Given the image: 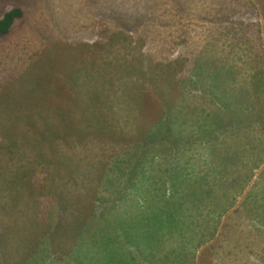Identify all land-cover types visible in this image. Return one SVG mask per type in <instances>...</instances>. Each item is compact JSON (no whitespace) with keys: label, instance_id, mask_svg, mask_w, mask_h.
<instances>
[{"label":"rangeland","instance_id":"rangeland-1","mask_svg":"<svg viewBox=\"0 0 264 264\" xmlns=\"http://www.w3.org/2000/svg\"><path fill=\"white\" fill-rule=\"evenodd\" d=\"M221 3L222 0H0V17L12 9H20L23 14L8 35L0 38V87L4 83L30 87L39 78L33 84L44 87H17L19 97L9 101L8 109L0 110L9 124L24 129L17 130L18 136L14 134L12 139L32 133V118L42 122L40 130L54 131L63 140L89 133L90 125L98 135L82 149L84 160L80 161V139L65 151L57 147L53 136H46L43 149L40 142L37 151L31 152L34 146H28L25 154L16 156L8 149L9 144L24 141L9 143L5 141L6 133L0 131V178L9 177L14 184L5 185L0 179V189L8 187L0 192V264H73L68 248L61 254L52 243L46 245L41 237L38 239V235L53 230L52 220L57 213L56 205L51 203V197L55 199L57 195L53 188L48 194L46 172L42 170L46 167L45 159L51 162L54 156L96 169L93 178L88 170L81 169L83 180L60 190V194L72 193L82 201L76 216L79 222L85 217L87 225L92 218H102L101 210L95 212L99 179L117 160L122 167L126 163L123 170L128 173L142 171L139 185L124 191L132 195L117 203L113 216L106 215L95 225L101 234L114 225L120 232L128 233L132 241L141 238L137 229L149 223L164 232L174 228L173 224L182 217L206 209L212 199L221 198L224 184L233 179L234 188L228 197L241 195L228 210L231 213L239 207L250 186L240 213L236 214L240 218V226L234 228L239 229L237 239L229 241L226 247L230 255L228 264H264L261 258L254 257L264 256V185L260 189L257 186L264 178V155L260 160L245 147L246 135H251L229 126L233 120L226 114L228 102L220 90L213 89L248 88L244 81L231 79L229 69L234 68L235 62L246 63L249 56L258 61V55H264V0H242L243 23L231 29L245 32L242 40L226 31L227 39L212 38L208 42L207 33L215 25L223 24L222 16L228 11L227 2L222 3L223 10L219 9ZM164 5H172L175 12L165 13L161 7ZM224 39L239 47L228 57L220 53L211 59L213 48H222ZM97 40L109 53L94 46ZM245 41L250 45L245 46ZM109 59L110 64L105 63ZM97 64L100 68H94ZM261 66L259 70L264 69V59ZM94 69L99 72L94 73ZM80 79L86 83L85 100L76 106L80 87L73 90L64 86L62 91L61 86L65 81L80 83ZM52 83L58 86H50ZM47 84L50 85L46 87ZM251 87L255 92L252 95L260 101L264 85L258 91L252 83ZM4 92L0 88V94ZM38 102L46 103L40 118L30 113L25 116L27 119H20L15 114L19 108L30 109L31 103ZM233 131L240 135L231 139L226 159L224 150L229 148L213 144L230 141ZM206 142L211 153L203 155L199 163L198 156L205 152ZM261 147L260 143V151ZM59 152L63 155H57ZM70 152L79 156L69 155ZM207 164L222 166V172L215 171L222 173V181L215 180L200 166ZM248 165L257 169L251 173L255 178L259 173V178L255 184L254 178L243 191L241 169L244 174L249 173ZM58 171L72 173L64 168ZM109 176L117 179L118 174ZM73 181L71 178L68 185ZM80 203L72 201L68 206L80 207ZM223 206V202L218 205ZM68 215L69 212L64 214ZM250 215L257 218L250 219ZM222 223L223 219L215 237ZM15 228L21 229V235L12 233ZM80 264H87L83 253Z\"/></svg>","mask_w":264,"mask_h":264},{"label":"trees","instance_id":"trees-1","mask_svg":"<svg viewBox=\"0 0 264 264\" xmlns=\"http://www.w3.org/2000/svg\"><path fill=\"white\" fill-rule=\"evenodd\" d=\"M224 2H227L229 4V7L226 9L228 11L222 16L223 24L215 25V27L207 33L206 38L208 39V42L212 38H226V31H228L230 35H232V37L234 36L239 40H242L243 35H247L244 34L245 32H243L241 29L240 32H232L231 30L232 26L241 27L243 23L241 20V8H243L242 0H222V3ZM222 3L219 8L220 10H223ZM232 3H236V5H233ZM161 7L165 13H170L172 15V13L175 12L172 5H164ZM196 8H199V5H197ZM154 10L157 11V8L155 7ZM155 14V12L151 13V15L154 17ZM194 15L196 17L195 13ZM22 16L23 14L20 9H12L4 13L2 17H0V38L8 35L10 29L13 26V23L17 19H20ZM226 39H224L225 43L222 48H213L214 53L210 52L211 59L219 57L220 53L223 54L224 57H228L234 50L239 47V44L233 45L231 43H228ZM245 42L247 43L245 46L250 45L248 41ZM94 46L103 47L100 43V40L94 42ZM106 48H104V51L106 53H109V51H106ZM243 49L247 51V49L244 48V45ZM246 57L247 54L245 55V58ZM250 57L251 56L247 58L246 63L235 62L234 68L232 67L229 69V74L232 75V77L230 78H236L239 81H244L245 87L248 84V88H240L238 90H236L235 88L227 87L212 88L216 92L220 90L222 93V97L225 98L228 102V111L226 114L229 115L233 120L232 122L228 123L229 126L240 128L243 134L251 135H246L248 145H246L245 147L248 150H252V152L256 154L261 160L262 156L264 155V93L259 94L260 101H257L254 98V95H252V92L254 91H252L251 83L256 87L257 91L258 88L261 90L263 89L264 76L262 75V72L264 71V69L260 68L259 70V67H262L261 64L262 60L264 59V55H258V57L260 58L258 61L254 60V58L251 60ZM109 61H111V59L105 61V63L110 64ZM238 63L240 64V66H237ZM252 65L253 71H250L252 70ZM96 66L100 68V65L98 64L94 65V68ZM93 72L96 73L99 71L98 69H94ZM39 80L40 78L33 82H39ZM33 82L31 83L30 87H24L19 83L13 85H11L10 83H4L0 87L6 90V92L0 94V110L8 109L11 105V102L9 101L14 97H19V91L17 87H22L27 90L44 88L41 86V84H33ZM65 82L66 83L64 85L61 86L62 83L59 85L61 86L62 91L64 86L70 87L73 90L80 87V101L77 98L74 102L76 106H80V103H84L85 98L83 94L86 83H84L81 79L80 83L79 80L71 83H69V81ZM49 85L50 84H47L46 87ZM52 85L58 86V84L55 83H52L50 86ZM88 93L89 92H87V94ZM58 95L59 94L55 95V99L59 97ZM219 104L221 105V107H224V104H222L221 102ZM45 105L46 103L40 102L31 103L30 109L24 110L19 108L15 112V114L20 119H27L25 116L30 113L40 118L43 106ZM41 123L42 122L40 120L37 119L36 122L32 118V133L27 135L23 133L22 139L14 140L12 139L14 134L18 136V133L16 131H24L23 127L21 125H17L16 127L12 126V124H9L6 117L0 115V131H4L6 133L5 141H8L9 143L24 141L20 144H9L8 149L14 152L13 155L18 156L17 153L25 154L28 146H34V148H31L30 151L35 152L38 149L36 145L40 142L42 143L40 145V148L43 149V144L45 142L46 136H53V142L56 143L58 148L61 149L63 147L69 150L71 149L68 141H65L63 144L62 140L64 138L55 135L56 132L46 131L43 129L40 130ZM137 126L138 124L136 125V128ZM231 134L232 135L229 136L230 141L222 137L225 142L221 141L213 144L216 146L223 145L225 148H229L224 150V158L226 159L229 156V151L232 143L231 139L240 135V133L236 131L231 132ZM260 143L262 145L261 151L258 149V145ZM203 151H205L203 154L199 153V163L203 155L207 156L211 153L207 142L205 143ZM57 155L61 156L63 154L59 152ZM69 155L79 156L73 152H70ZM50 161L52 163L45 159L46 167L42 170L46 172L43 173L46 176L45 182L48 194L50 195V189L53 188L55 194L57 195L55 199L50 196L51 203L55 204L57 207V213L52 220V224H54L53 230L50 231V233L44 232L43 234L38 235V239L41 237V240L46 245H50L52 243L53 246L58 248V252L61 254L64 253V250L66 248H68V253L72 255L70 260L71 262L73 261V264H80L81 253H83L86 257L87 264H214V261H221L220 264L229 263L230 255L227 253L226 247H228L229 241L237 239L236 236L239 232V229L236 230L234 228L240 226V218L236 214L240 213V206L243 202V199L247 195L250 186L246 189L242 200L239 203V207L231 213H228V210L233 207L236 198L241 195V193H238L237 195H234V197H228V194L234 188V185L232 183L233 179L224 184L226 188H224L221 198L217 197L212 199L207 205L208 207L206 209H197L191 214L182 217L177 221L176 224H173L174 228L165 230L164 232L155 230L154 226L149 223L144 228L137 229L138 233L141 235V238L136 241H132L128 233H125L124 231L120 232L114 225H111L110 230H108L106 234H101L97 230V226L95 225L99 219H101L102 222L106 215L113 216V209L117 205V203H120L123 197L128 198L132 195V193L124 191H127L136 185H139L137 181L143 179L141 170H133L128 173V171L123 170V167L126 166V163L122 167L121 162L117 160L118 163L111 169H109L107 173H105L99 179L98 190H102L99 192V194L97 190L98 197L95 199V212L101 210L103 214L102 218L100 217L94 220H92V218L91 221L88 220L89 223L87 225L85 217L80 218L79 222V219L76 216L79 212L78 210L81 209V206H83L82 201L80 203V201L76 199V196L72 193L60 194V190L69 189L75 183V181L83 180L84 174L79 173L81 169L83 171L88 170L90 172V178L94 177V172L96 171V169L90 166L86 167L84 166V164H80V162H68V159H63V157L61 158L54 156L50 158ZM169 162L172 161L170 160ZM174 166L175 163L173 164V168ZM200 166L215 180L222 181V173L221 175H218L215 172H222V166L211 167V165L208 164L207 166ZM61 168L71 170L72 173H67L66 171L59 174L58 170H61ZM241 168L243 167L241 166ZM248 168L250 171L247 174H244V170L241 169V176L245 180V182L241 186V189L243 191L245 190V186L247 184H250L254 180L255 176L253 175V173L257 170L256 168H251L250 165H248ZM252 171L253 173H251ZM116 173L118 174L117 179L120 181H117V179H115L114 177L109 176L115 175ZM132 173H134L133 176ZM71 178L74 179V181L70 185H68V183L71 181ZM258 178L259 173L253 181L254 184L258 181ZM0 179L3 184L14 186L9 177H2ZM263 185L264 178H262L260 184L257 186L260 189ZM7 188L8 187L5 186L3 189H0V192H5ZM121 190H123V193L119 192ZM253 193H255V191H253ZM164 194L166 197V192H164ZM72 201L79 202L80 207L68 206V204ZM220 202L224 203V206L221 208L218 207ZM67 212H69V215L64 216V214ZM248 218L256 219L257 216L250 215L248 216ZM222 219L223 223L221 225L220 232L215 237ZM117 220L123 225L126 223L120 219ZM107 222L109 221H106V223ZM100 229L102 230L101 227ZM38 230L40 229L38 228ZM12 233L21 235V229H12ZM17 238H19V236ZM213 238H215V240L210 243ZM12 239L14 240L15 238ZM200 249L201 251L196 257V253ZM262 249L264 250V246H262ZM262 254L264 255V251ZM254 257L259 259L261 258L264 261V256Z\"/></svg>","mask_w":264,"mask_h":264},{"label":"crops","instance_id":"crops-1","mask_svg":"<svg viewBox=\"0 0 264 264\" xmlns=\"http://www.w3.org/2000/svg\"><path fill=\"white\" fill-rule=\"evenodd\" d=\"M109 118V117H108ZM110 119V118H109ZM111 120V119H110ZM91 126V130L89 133H83L79 136H68L66 140H62L63 141V144L65 141H68V144L69 146H71V143H74L75 141L79 140L80 139V161H83L84 159H82V155L84 154V150H82L87 144L90 143V139H94L95 137L94 136H98L96 135L94 132L97 131L96 128L92 127ZM92 135V136H90ZM72 138V139H71ZM75 138V139H74ZM73 141V142H72ZM64 149V148H63ZM65 150V149H64ZM66 151V150H65ZM68 152V151H67ZM94 163H96V161H92ZM98 168V166H97Z\"/></svg>","mask_w":264,"mask_h":264}]
</instances>
